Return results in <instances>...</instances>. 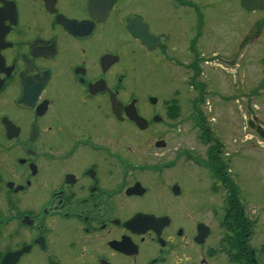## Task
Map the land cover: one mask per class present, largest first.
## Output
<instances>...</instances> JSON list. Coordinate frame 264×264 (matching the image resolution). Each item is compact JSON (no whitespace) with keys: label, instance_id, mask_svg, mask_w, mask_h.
<instances>
[{"label":"flooded vegetation","instance_id":"flooded-vegetation-1","mask_svg":"<svg viewBox=\"0 0 264 264\" xmlns=\"http://www.w3.org/2000/svg\"><path fill=\"white\" fill-rule=\"evenodd\" d=\"M163 1L175 32L145 0H0V264H264V194L234 170L264 173V0ZM145 50L188 77L189 118L135 93Z\"/></svg>","mask_w":264,"mask_h":264},{"label":"rangeland","instance_id":"rangeland-1","mask_svg":"<svg viewBox=\"0 0 264 264\" xmlns=\"http://www.w3.org/2000/svg\"><path fill=\"white\" fill-rule=\"evenodd\" d=\"M165 2L163 0H145V19L151 23V28L154 32L159 33L166 29H171L173 32L174 26H165L161 24L159 15L163 12ZM178 30V28H177ZM134 65V91L135 93L139 89H148L150 95L154 96L161 105L169 100L177 99L176 105L173 104L172 109L180 108L179 113L183 118H189L191 116V100L194 93H192L187 85V76L182 77L176 70L161 64L158 59L157 53H149L140 51L139 54H135ZM186 79V80H185ZM178 95V96H177ZM152 104V103H151ZM158 106V108L161 107ZM175 105V106H174ZM150 105H145V110H150ZM226 116H230V110L227 109ZM222 110L217 109V116L221 117ZM215 114V113H214ZM189 126L183 127V130H188ZM231 133V131H230ZM189 139H186L185 144L182 141V149L185 147L189 149ZM182 163L177 164L181 166ZM184 164V163H183ZM176 166V167H177ZM175 167V168H176ZM175 170V169H174ZM234 170L236 173L242 174L246 178V182L250 184L256 190H260L264 194V173L260 172L256 167V162L253 159L244 158L240 163L234 164ZM188 177L185 178V187L188 190L195 191V198L198 201V207L206 208L207 204L204 202L206 196L203 191L204 184H201L199 178L202 174L194 168H189L186 171ZM177 175V173H174ZM264 195L261 196V199Z\"/></svg>","mask_w":264,"mask_h":264},{"label":"water","instance_id":"water-1","mask_svg":"<svg viewBox=\"0 0 264 264\" xmlns=\"http://www.w3.org/2000/svg\"><path fill=\"white\" fill-rule=\"evenodd\" d=\"M143 42L146 48L149 50L153 51L158 47L159 40L151 36L145 26V36L143 37ZM152 104H156L157 100L156 99H151ZM136 101L133 102V104L130 106V109H133V118L135 120L142 121L141 118L138 116L136 107H135Z\"/></svg>","mask_w":264,"mask_h":264}]
</instances>
